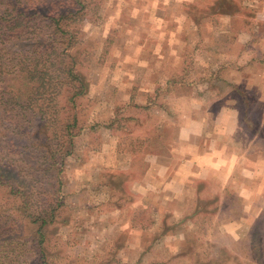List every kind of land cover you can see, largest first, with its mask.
<instances>
[{
    "label": "rangeland",
    "instance_id": "obj_1",
    "mask_svg": "<svg viewBox=\"0 0 264 264\" xmlns=\"http://www.w3.org/2000/svg\"><path fill=\"white\" fill-rule=\"evenodd\" d=\"M182 1L0 0V167L21 182L34 174L40 202L62 206L50 264H264V209L224 229L218 218H241L240 197L197 182L162 201L144 181L151 143L171 153L165 113L237 97L249 141L264 138V12L248 0ZM74 74L87 93L67 104ZM73 116L80 129L57 169L50 157L61 158ZM199 196L217 207L200 211Z\"/></svg>",
    "mask_w": 264,
    "mask_h": 264
},
{
    "label": "crops",
    "instance_id": "obj_2",
    "mask_svg": "<svg viewBox=\"0 0 264 264\" xmlns=\"http://www.w3.org/2000/svg\"><path fill=\"white\" fill-rule=\"evenodd\" d=\"M248 1L264 12V0ZM248 62L253 64L258 60L251 58ZM253 79L255 77H248L247 82ZM235 81L232 82L233 91L237 89L234 85H240ZM140 89L143 94L149 88L141 85ZM231 99L221 100L214 107L199 101L193 107L187 106L179 119L165 113L162 117L167 119V132L174 138L169 148L171 153L165 156L156 152L157 142L151 143L144 155L146 187L151 194L159 193L162 201L179 202L195 192L197 182L240 197L237 206L245 205L242 216L229 211L218 218L225 224L224 229L231 228L229 224L237 227L249 223L264 209V138L255 137L249 141L251 131L242 122L240 102L233 107L229 104ZM223 202L227 206L225 200Z\"/></svg>",
    "mask_w": 264,
    "mask_h": 264
},
{
    "label": "trees",
    "instance_id": "obj_3",
    "mask_svg": "<svg viewBox=\"0 0 264 264\" xmlns=\"http://www.w3.org/2000/svg\"><path fill=\"white\" fill-rule=\"evenodd\" d=\"M25 71L21 69L22 73ZM70 72L72 71H68V75ZM72 77L80 81V87L77 86L75 91L72 90L71 94H68L67 104H71L76 98L87 93V84L81 79V76L74 74ZM27 78L36 82L38 87H47L52 84L46 77L36 76V74L29 73ZM64 124L68 136H70L69 140L58 151V153H61V158H56V154H52L50 157L53 161L50 162L57 169L60 165L62 166V158L72 153V138H74V135L70 129H80L77 126L78 120L75 116ZM8 168L15 170L12 166H8ZM28 177H33L30 182H21L0 167V195L2 194L3 201H5V203L0 204V264H50L47 246H45L48 239L47 231L58 222L57 212L62 206L58 205L55 200L52 202L43 201L42 204L40 199L35 196L38 193L31 188L35 179L34 174L29 173ZM213 198H211V202H204L199 196L196 204L197 208L200 211H207L212 204L216 208L218 200L215 197Z\"/></svg>",
    "mask_w": 264,
    "mask_h": 264
}]
</instances>
